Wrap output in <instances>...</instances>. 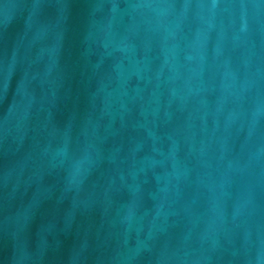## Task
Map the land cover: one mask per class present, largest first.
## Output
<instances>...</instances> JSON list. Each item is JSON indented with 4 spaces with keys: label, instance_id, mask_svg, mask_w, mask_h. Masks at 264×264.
Wrapping results in <instances>:
<instances>
[{
    "label": "water",
    "instance_id": "1",
    "mask_svg": "<svg viewBox=\"0 0 264 264\" xmlns=\"http://www.w3.org/2000/svg\"><path fill=\"white\" fill-rule=\"evenodd\" d=\"M0 264H264V0H0Z\"/></svg>",
    "mask_w": 264,
    "mask_h": 264
}]
</instances>
